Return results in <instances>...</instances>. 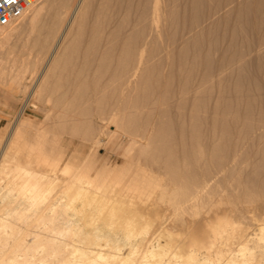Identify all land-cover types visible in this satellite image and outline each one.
<instances>
[{"label": "bare ground", "instance_id": "6f19581e", "mask_svg": "<svg viewBox=\"0 0 264 264\" xmlns=\"http://www.w3.org/2000/svg\"><path fill=\"white\" fill-rule=\"evenodd\" d=\"M68 1L71 2V0H39L18 18L23 19L27 15L25 22L17 27L12 26L17 19L4 23L0 22V53L15 33L27 31L28 35H32L40 24L39 22L44 16L48 5L56 2L65 5ZM85 1L87 0H83L78 4L76 12L73 10L78 18L83 14V7H86ZM179 1L182 2L183 9L186 11L187 7H193L199 0H146L145 3L142 2L144 3V7H142L144 9L141 17H136L139 19L138 21L135 20V22L137 21L134 25L135 32L134 34L131 31L127 32L118 38L116 54L113 52V43L109 39L110 42H107L102 49L103 56L101 55V58L88 57L86 59L87 65L112 66L113 78L117 83V87L114 89L115 97L118 100L116 103H123L122 106L121 104H113L107 111H100L99 115L97 114L100 117L99 124L94 123L93 120L88 123L85 133L86 139L91 141L92 146L97 147H100L103 143L105 145L116 144L125 156L126 161L124 164L109 165L103 163L99 167L96 164L98 148L95 151L91 148L86 151L74 149L76 151L70 154L67 146L65 149L61 145H57L56 140L47 136L48 130L43 120L38 122L31 117L22 120V128L15 131V137L9 142L5 158L0 164V182L8 180L6 191L0 193V264H264V250L262 249L264 245V227L262 226L260 232L256 233L257 236H250L251 234L247 233V225L243 223L244 221L235 220L227 211L220 216L221 213L218 212L217 219L215 218V221L211 220L212 223L208 225L207 230L200 236L193 237L189 242L182 240L177 242L172 233H168L169 237L164 243L160 239H156V242H148L147 235L150 234L151 222L153 221L151 219L153 218L140 220L141 222L136 220V216L140 212H143V214L149 212L150 206L154 204L153 200L156 199L154 196L164 195L171 191L170 183L163 182V178H159L158 175L147 169L141 158L149 154L151 147L156 144H171L169 136L171 126L163 123L156 132V124L150 117L151 110L146 108L148 106L145 104L148 103H145V101L149 100L156 91L155 84H152V77L146 72H149V70L155 71L154 79L159 83L158 86L161 85L159 87H162L166 97L167 93H171L175 72L173 74L170 71L167 74L165 69L166 67L174 68V54L177 55L178 52V55H180L179 69L183 67L182 65L185 68L188 64L183 57L185 53L184 51L182 53L184 47L181 45L182 42L178 41L181 43L175 46V41L164 34L165 22H169L167 20L178 16L179 7H181ZM72 8H74L73 5ZM67 12L71 13V10ZM58 14L62 13L59 12ZM58 14L56 15L58 16ZM131 30L134 31V29ZM64 39L66 42V35L62 39L63 42ZM105 40L107 41V39ZM71 48L76 50L78 46L72 45ZM53 58L55 57L53 56ZM195 65L197 66V64ZM5 68L6 61L0 56V72H4ZM13 68L15 69L14 65L11 66V69ZM16 71L15 75L10 74V83H8L12 91L15 92L22 86L21 82L26 78L25 76L30 69L28 65H24ZM180 74L181 81L176 88L174 87L175 90L172 95L176 97L179 120L188 117L190 121L187 124L184 120L179 123V144L186 145L187 137L190 138V143L188 142V147L191 150L190 158L197 163V167L200 169V171L194 170L190 173V181L183 185L185 190L184 200H198L204 194H208V188L215 180L217 172L215 173L214 166H226L229 163V154L224 148L228 140L224 145L217 144V141L214 142L213 148L211 147L212 150H208L209 147L206 144L204 145L203 139L205 138L203 135L205 134H202V122H200V112L203 106L201 103H204L201 101L203 79L197 77L195 68L188 69ZM5 77L6 75L2 76V78ZM141 80L145 81L142 94L137 96L138 99L135 100L137 104H133L134 108L131 109L130 105L132 104H127L128 99L134 95L133 93ZM95 87L97 92L101 90L99 87ZM6 90L4 89V91ZM5 96L7 95L5 94ZM139 98L142 100L140 101ZM50 101L51 98L46 99V102L49 103ZM188 101H190V105L188 109L184 110V104ZM150 103L153 105V102ZM54 104L56 103L54 102ZM45 109L47 111L46 118H50L51 108L46 106ZM209 122L211 123L213 120ZM212 124L208 129L209 135L212 132L211 136H213V131L217 127L215 123ZM112 126L114 128H111ZM7 128L10 129L8 126ZM222 130L228 136L227 126H224ZM0 136L2 138L3 135L0 134ZM214 137H212L213 140L216 139ZM121 138L124 140L121 141ZM18 154L24 158L23 163L17 162ZM237 155L238 151L235 149L231 156L232 161L237 159ZM79 159L80 162H77ZM136 164L139 165V168L135 167ZM175 179L178 180L179 178L175 177ZM13 184L18 186L13 187ZM16 188L18 195L14 192ZM151 197L155 199L152 198V200ZM210 203L214 205V202ZM151 207L153 208L154 205ZM117 210H125L133 215L136 214L135 218H129L126 226L122 229L123 234H120V230L116 231L114 229V231L111 222L108 223L111 225L110 227L96 226L98 224H96V221H100L107 214H116ZM143 210L148 211L144 213ZM251 212L250 209L246 210L247 217L256 219L253 214H250ZM150 213L152 215V212ZM87 223L96 225L94 228L92 225L93 229L89 230L90 228H86Z\"/></svg>", "mask_w": 264, "mask_h": 264}, {"label": "rangeland", "instance_id": "374dc122", "mask_svg": "<svg viewBox=\"0 0 264 264\" xmlns=\"http://www.w3.org/2000/svg\"><path fill=\"white\" fill-rule=\"evenodd\" d=\"M82 1L75 0V3L74 0L68 1L66 3L68 7L60 2L48 5L49 8L47 7L48 9L46 8L44 13L45 17L42 16L34 33L32 35H28L27 31L15 33V36H11L6 47L0 53L1 58L6 61V70L0 72V134L3 135L2 138L0 136V164L5 158L9 142L15 137V131L22 128V120L28 117L35 118L34 120L38 122L43 120L48 130L47 136L56 140L57 145H61L65 149L67 146L70 154L76 150L86 151L91 148L95 151L98 148L97 166L100 167L103 163L109 165L125 163V156L116 144H112V146L103 143L100 147H97L92 146L91 141L86 139L85 133L88 123L93 120L94 123L99 124V112L107 111L113 104H119L116 103L118 100L115 97L114 89L117 87V83L113 78L112 66L87 65L86 59L88 57L101 58L103 56L102 49L110 40L113 43V52L116 54L118 38L130 31L134 34V25L141 17L144 9L142 7H144L146 0H87L85 1L86 7H83L82 16L78 18L75 16V12L79 6L78 4ZM197 2L193 7H187L185 11L182 2L179 1L181 7H179L177 18L172 17V20L165 22L164 34L175 41V46L182 42L181 45L184 46L182 53L183 51L185 53L183 57L188 62L185 68L182 65L183 67L179 69L180 55L177 52V55L175 53L173 56L174 68L171 66V68L166 67L167 74L170 71L173 74L175 72L171 93H167L165 97L162 87H159L161 85L158 86L159 83L154 79L155 71L149 70V72H146L152 77V84H155L154 87H156L155 94L145 101V103H148L145 105L149 107L146 108L152 111H150V117L156 124L155 131L157 132L159 126L163 123L171 126V134L169 135L171 144H156L151 147L149 154L141 158L147 169L154 172L159 178H163V182L170 183L171 190L167 194L154 196L156 199L151 197V199H155V201L152 199L154 207L150 206L153 211L149 209L146 214L145 211L148 210H143L147 216L143 212L139 213V215L142 214L141 216L138 214L136 216L137 221L153 218L151 219L153 221L151 222L150 234L147 235L148 242H156V239H160L164 243L169 237L168 233H172L177 242L181 240L189 242L193 237L203 234L208 225L215 221V218L217 219L218 214L221 213L220 216L225 211L229 212L235 220L244 221L243 223L247 225V233L251 234L250 236H257L260 229L264 227V0H199ZM72 5L74 8H72ZM70 10L71 13L67 12ZM59 12L62 14H58ZM26 17L27 15L23 19H17L12 26L22 25ZM135 20L137 21L135 22ZM131 29H134V31ZM65 35L67 41L65 42L64 39L63 42L62 39ZM72 45H77L78 48L72 50ZM53 56L58 58L55 60ZM12 65L15 66V69H11ZM24 65H28L30 71L26 74V78L22 80V86L19 87V90L12 91V88L8 85L10 77L16 74V69H21ZM114 65L116 66L115 61ZM194 68L197 70V77L203 79L201 101L204 103H201L203 106L200 112V122H202V128L204 129L201 128V130L202 134H205L203 135L205 143H203L209 147L208 150H212L214 142L217 141V144L224 145L228 140L224 148L229 154L228 162L230 164L214 166L217 179L215 177L208 188V194H204L198 200H184L185 190L183 185L190 181V173L194 170L200 171V169L197 167V163L190 158L191 150L188 147L190 138L187 137L186 145L179 144V123L184 120L187 124L190 119L186 117L179 120L176 97L172 93L181 81L180 73ZM4 74L6 77L2 78V76H5ZM144 80L139 82L140 85L138 84L133 93L134 95L130 97L131 101L128 99L127 104H132H129L131 109L137 104L135 101L138 99L137 96L142 94ZM87 81L91 83L88 84ZM95 86L101 90L97 92ZM6 88L8 89L6 90ZM8 91L11 93L9 94ZM5 94L9 96L7 97ZM49 98H51V101L48 103L46 99ZM164 98H166L165 101ZM150 102H153V105ZM157 102L158 104H156ZM189 102L184 104V110L188 109ZM120 104L123 105L122 102ZM46 106L51 108L50 118H46ZM23 114L25 115L22 116ZM212 120L213 122L210 123L209 121ZM9 123L11 124L9 125ZM212 123L217 126L213 131L216 134L213 133V136H211L212 132L211 135L208 134V129ZM223 125L228 128V136L222 130ZM11 135L12 137H10ZM214 135L216 137L215 141L212 138ZM122 140L124 139L121 138ZM235 149H237L238 155L237 159L232 161L231 156ZM17 156V162L23 163L24 158L20 154ZM77 162H80V159ZM135 167L139 168V165L136 164ZM175 177L179 179L177 180ZM4 182H0L1 194L8 187V180H4ZM17 186V184H13V187ZM14 192L18 193L17 188ZM210 202H214V205ZM247 209L252 210L250 214H253L256 219L247 217ZM150 212H152V215ZM135 215L129 211L117 210L116 214L105 215L100 221H96V224H98L95 225L110 227L111 225L108 223L111 222L112 229L120 230L121 233L120 231L119 233L123 234L122 229L126 226L129 218H135ZM92 225L94 228L93 223H87L86 228L92 230ZM153 225L155 226L153 227ZM151 238L153 239L151 240ZM220 245L225 247L223 244ZM262 249L264 250V245Z\"/></svg>", "mask_w": 264, "mask_h": 264}, {"label": "built area", "instance_id": "2783aa9c", "mask_svg": "<svg viewBox=\"0 0 264 264\" xmlns=\"http://www.w3.org/2000/svg\"><path fill=\"white\" fill-rule=\"evenodd\" d=\"M39 0H0V22L15 20L26 13Z\"/></svg>", "mask_w": 264, "mask_h": 264}]
</instances>
